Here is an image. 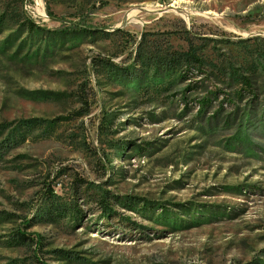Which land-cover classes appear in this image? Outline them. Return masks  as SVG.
I'll list each match as a JSON object with an SVG mask.
<instances>
[{
  "label": "rangeland",
  "instance_id": "rangeland-1",
  "mask_svg": "<svg viewBox=\"0 0 264 264\" xmlns=\"http://www.w3.org/2000/svg\"><path fill=\"white\" fill-rule=\"evenodd\" d=\"M0 215V264H264V0H0Z\"/></svg>",
  "mask_w": 264,
  "mask_h": 264
},
{
  "label": "trees",
  "instance_id": "trees-1",
  "mask_svg": "<svg viewBox=\"0 0 264 264\" xmlns=\"http://www.w3.org/2000/svg\"><path fill=\"white\" fill-rule=\"evenodd\" d=\"M48 13H49V15L51 16V17H53V14L51 13V12H49V10H48ZM27 31L28 32H30V33H34V34H36V33H38V32H40V31H42L41 30V28H39V27H37L35 24H34V22L33 21H30L29 22V27H28V29H27ZM186 57V58H185ZM185 60V62L187 63H189L191 60H193V61H196L197 59L195 58V54H190V53H188V54H186V55H184V58H183V56H182V60ZM177 63H179L178 61H176ZM190 64V63H189ZM186 65H188V64H186ZM207 105V103H204L202 106L203 107H205ZM7 218H8V216H6V215H0V222H3V220H7ZM25 228L26 227H28V224L27 225H25L24 226ZM18 238L20 239V240H22V241H26L27 239H28V236H26L25 235V233H18Z\"/></svg>",
  "mask_w": 264,
  "mask_h": 264
}]
</instances>
